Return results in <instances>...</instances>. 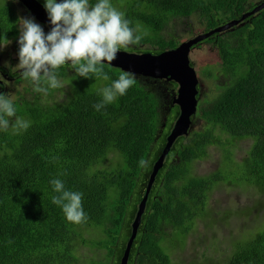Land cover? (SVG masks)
<instances>
[{"label":"trees","instance_id":"1","mask_svg":"<svg viewBox=\"0 0 264 264\" xmlns=\"http://www.w3.org/2000/svg\"><path fill=\"white\" fill-rule=\"evenodd\" d=\"M37 1L44 7V0ZM248 1L109 0L124 13L134 35L142 36L133 48L121 50L141 52L139 46L147 45L144 52L151 53L179 44L173 21L197 15L209 31L252 10L256 5L248 6ZM97 2L89 0L93 6ZM16 3L21 4L0 0V45L20 34ZM202 42L214 47L221 72L230 81L226 84L214 76L219 81L213 99L199 106L192 119L193 124L201 121L198 128L190 127L177 137L165 155L126 264H184L186 246L194 248L198 241L197 217L221 181L243 184L264 198V8ZM102 67L108 80L80 77L70 65L58 68V79L67 86L65 99H55L56 89L44 84L46 96L53 97L50 103L37 95L10 101L15 115L5 116L9 127L0 129V264H77L81 246L92 253L83 259L86 264H120L178 107L168 101L161 111L163 102L155 87L134 74L135 83L126 94L97 111L93 105L102 100L100 90L124 73L105 63ZM0 72L35 85L22 71L11 74L0 66ZM166 82L175 91L177 84ZM196 91L198 99L199 85ZM17 118L30 122V127L17 131L13 127ZM211 148L219 152L220 166L208 175L192 174ZM241 150L244 155L237 156ZM113 161L116 165L110 166ZM53 179L62 180L66 190L83 193L86 222H69L62 208L52 203L58 195L50 183ZM259 204L260 200L253 202L251 210L257 212ZM237 226L240 235L229 240L233 251L225 249L221 264H264V223L252 219L250 225ZM168 227L171 230L166 231Z\"/></svg>","mask_w":264,"mask_h":264},{"label":"clouds","instance_id":"2","mask_svg":"<svg viewBox=\"0 0 264 264\" xmlns=\"http://www.w3.org/2000/svg\"><path fill=\"white\" fill-rule=\"evenodd\" d=\"M44 8L52 25L51 29L47 27L50 31L45 33L41 26L43 24L36 23L33 17L20 18L22 23L17 40L20 71L25 77H31L37 92L47 93L48 88L42 86L44 84L53 89L65 87L58 80L56 70L66 65L74 68L80 77L95 75L108 80L109 76L102 67L103 62L110 64L117 58L121 48L138 44L142 39V36L134 35L124 13L112 7L109 0H98L94 6L89 4V0H44ZM9 43L6 39L0 49ZM134 83L133 73H122L110 86L100 90L102 100L93 107L99 111L118 96L125 95ZM1 93L0 113L3 115H0V129L7 130L10 123L8 118L15 115V108ZM174 93L169 98L170 102ZM194 115L190 116V127L194 125ZM13 127L17 131L27 130L30 122L17 118ZM50 183L53 191L58 194L52 197V203L62 208L66 219L75 224L86 222L88 216L83 209V193L66 190L60 179H53ZM223 262L224 258L217 264Z\"/></svg>","mask_w":264,"mask_h":264},{"label":"rangeland","instance_id":"3","mask_svg":"<svg viewBox=\"0 0 264 264\" xmlns=\"http://www.w3.org/2000/svg\"><path fill=\"white\" fill-rule=\"evenodd\" d=\"M261 1L263 0H249L248 6L257 5ZM15 5L17 7L19 18L32 17L21 4L16 3ZM34 21L40 24L36 19H34ZM21 23L22 22L20 21L19 27ZM170 25L171 28H174L173 34L179 44L183 41L194 38V36L198 34L205 33V31L209 29V27L205 24H202L197 15H192L187 18H179L173 21ZM41 26L45 33L50 31L47 27L43 25ZM18 37L8 40L10 43L0 49V66L4 69H8L11 74L20 72L18 65ZM133 47V44L130 45V48ZM139 47V50L142 51L148 49L147 45H140ZM124 51L131 52L128 49ZM189 61L196 73L198 85L200 86L201 91L197 103L198 111L199 106H205L213 99L211 94L216 92L215 84L219 81L214 76L223 79L226 84L229 83L230 78L229 76L225 78L224 74L221 72L219 58L216 55L214 47L206 44L205 42L194 45L190 49ZM206 73H209L210 75L206 76ZM138 76L141 78L142 83L155 87V92L160 97V103L164 102L168 97L173 95L174 91L169 88L166 80L155 79L156 81H154L152 80L154 78L149 79L150 77H143L141 75ZM58 80L61 81V79ZM62 83L66 85L65 82ZM29 84L30 82L27 80L17 82L15 79H12L0 72V92H2L9 101L18 99L20 95L26 97H35L37 95L40 97L41 102L46 103H50L53 100V97L58 100L67 98V86L56 89L53 92L55 93L53 97H47L46 93L35 91V85L31 86ZM38 93H42V95ZM167 106L168 105L162 103L160 110L163 111ZM200 122L201 121L197 124L194 123V125L191 126L192 128L194 127L193 130L198 128ZM208 154V156L196 162L192 168V174L208 175L220 166L222 160L219 152L216 149L211 148L208 149ZM239 155H244V151L241 150L237 152V156ZM111 158L112 156L109 155L108 159ZM109 165L115 166L116 163L114 164L113 161V164ZM257 200H260L259 210L257 212L252 211L251 207L253 202ZM205 205L206 209L198 215L196 220L195 231L198 235V241L194 248L186 246L182 258L184 264H217L224 258L223 253L226 248L228 252L233 251V249L229 247L228 242L231 238H235L240 235L239 233L241 229L237 226L238 224L250 225L252 219H255L258 224L264 223V198L257 196L253 191L246 190L243 184L235 185L229 181H221L219 187L212 191ZM205 213L206 215H204ZM209 223H214L216 226L215 229H206L205 226ZM165 230L169 231L171 230V227H168ZM230 230H232V232H230ZM186 236L188 235H185L184 237ZM161 246L163 247L162 244ZM89 254L92 255V253L89 252V249L86 246H81V249L77 252V264H86L83 259Z\"/></svg>","mask_w":264,"mask_h":264},{"label":"water","instance_id":"4","mask_svg":"<svg viewBox=\"0 0 264 264\" xmlns=\"http://www.w3.org/2000/svg\"><path fill=\"white\" fill-rule=\"evenodd\" d=\"M17 1L26 8V10L34 19L51 29L52 25L49 21L47 12L41 3H39L37 0ZM262 8H264V1H262L260 4H257L249 12L242 14L240 18L232 19L221 26L210 29L205 33L198 34L194 36V38L181 42L173 49H167L160 53L144 51L128 52L120 50V52L117 54V58L110 64L108 62H103L107 65L118 67L124 72L175 82L177 84V88L175 89L171 103L172 105H177L179 107V115L174 121L169 134L166 136L165 146L158 159L153 164L147 186L138 205V209L132 223V233L126 245L120 264H126L130 245L136 235L140 216L144 211L145 201L154 176L156 175L158 169L162 166L164 157L168 153L172 143L177 137L186 134L191 124L190 116L196 111V86L198 84V80L196 73L189 61L190 49L192 46L202 42L210 35L223 32L232 26H236L240 21L244 20L249 15L258 12Z\"/></svg>","mask_w":264,"mask_h":264},{"label":"flooded vegetation","instance_id":"5","mask_svg":"<svg viewBox=\"0 0 264 264\" xmlns=\"http://www.w3.org/2000/svg\"><path fill=\"white\" fill-rule=\"evenodd\" d=\"M169 101V97L163 102L164 104H167Z\"/></svg>","mask_w":264,"mask_h":264}]
</instances>
